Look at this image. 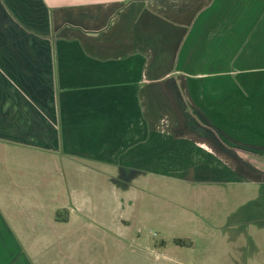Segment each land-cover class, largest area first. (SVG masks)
<instances>
[{
  "label": "crops",
  "instance_id": "crops-1",
  "mask_svg": "<svg viewBox=\"0 0 264 264\" xmlns=\"http://www.w3.org/2000/svg\"><path fill=\"white\" fill-rule=\"evenodd\" d=\"M187 152L264 161V0H0V264H98L74 192L96 182L49 177L58 155L109 176ZM229 213L212 242L262 264L244 251L253 223ZM141 243L130 263L152 257ZM161 247L160 264H185Z\"/></svg>",
  "mask_w": 264,
  "mask_h": 264
},
{
  "label": "rangeland",
  "instance_id": "rangeland-1",
  "mask_svg": "<svg viewBox=\"0 0 264 264\" xmlns=\"http://www.w3.org/2000/svg\"><path fill=\"white\" fill-rule=\"evenodd\" d=\"M237 153L242 156L240 152ZM189 154L187 152L182 168L185 171L195 169L196 173L190 182L179 176L181 170L176 165L180 161H170L167 157L161 160L154 158L151 163L138 160L135 163L139 164L138 171L115 170L106 176L93 172L83 173L81 166H73L72 170L67 171L69 162L63 155H58L56 165L48 172L49 177H53L51 170L54 169V174H60L65 182L71 179L88 184L96 182L95 188L85 189V194L80 186L74 192L80 198L85 196V200L91 199L85 201L84 210L82 209L85 215L82 224L85 231L94 230L97 238H93L94 243L93 240L85 242L84 246L94 244L99 248L98 264H109L111 256L113 262L115 258L118 259L117 264H133L130 263V254H124L125 244L137 247V244L143 245L141 242L144 240L153 253L144 262L139 261L140 264H160L161 256L157 260L155 252L162 254L161 245L168 250L181 251L182 263L185 264L191 263L190 258H193L192 264H252L239 262L242 259L237 262L233 258L226 259L225 256L230 258L229 250L222 244L221 248L215 244L217 240L214 243L212 241L215 237H222L219 240L225 242L228 235L221 234L217 226L226 223L224 218L228 211H240L247 218L257 216L258 212L264 214V185L254 182L237 185L228 181L226 174L240 172L237 162L218 159L212 161L203 157H200V161L190 162ZM28 157L26 155L25 159ZM261 168L264 171V165ZM213 172L217 173L216 177H209L208 174ZM220 178L224 180H219ZM211 179L227 184H217L215 187L212 183H207ZM74 205L80 207L79 200ZM68 213L76 215L69 210ZM88 224L94 226L88 228ZM254 225L256 224L248 228L254 245L247 244L244 251L251 253L252 258L258 256L257 259L264 264V227ZM256 245L260 250H253L252 246ZM82 255L80 254L77 263L87 264L85 254L83 257Z\"/></svg>",
  "mask_w": 264,
  "mask_h": 264
},
{
  "label": "flooded vegetation",
  "instance_id": "flooded-vegetation-1",
  "mask_svg": "<svg viewBox=\"0 0 264 264\" xmlns=\"http://www.w3.org/2000/svg\"><path fill=\"white\" fill-rule=\"evenodd\" d=\"M240 172H233V173H228L226 174L229 179L230 178H234V177H244L247 179V184L248 183H252L254 182L255 184H262L264 185V171L261 168V166H263V160H259V159H255V158H246V159H242L240 160ZM177 166L180 167L179 170L180 174L179 176L182 178V180L186 181V182H190L192 179V176L195 175L196 171L193 168L192 170L189 168V170H184L182 167L184 166V160H181L179 164H177ZM182 174V175H181ZM212 174V175H211ZM215 172L208 174L209 177L214 178L216 177ZM215 179H211L210 182H212ZM236 211V210H235ZM233 214V213H232ZM244 218V223L245 224H250L253 222V224H256V226L260 227V225H264V214L263 213H257L256 215H252L250 217H243ZM249 219V220H248ZM251 220V221H250ZM248 239V241L252 240L251 236L247 235L246 236Z\"/></svg>",
  "mask_w": 264,
  "mask_h": 264
}]
</instances>
